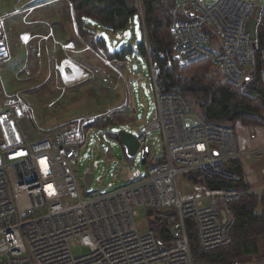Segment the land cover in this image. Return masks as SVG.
<instances>
[{
    "label": "built area",
    "instance_id": "obj_1",
    "mask_svg": "<svg viewBox=\"0 0 264 264\" xmlns=\"http://www.w3.org/2000/svg\"><path fill=\"white\" fill-rule=\"evenodd\" d=\"M205 1L175 0L185 19L170 26L169 55L152 58L148 53L153 112L136 135L137 153L147 147L150 132L159 131L164 154L144 175L134 159L137 153L128 159L122 187L87 200L80 196L74 165L84 130L96 116L81 115L63 129L44 130L20 93H0V264H193L188 221L201 249L231 244L230 204L249 191L211 188L208 181L236 182L227 164L255 151L238 148L234 128L204 121L187 98L163 91L162 75L175 64L210 61L224 82L240 87L254 64L255 40L247 28L256 10V29L264 25V5L260 0H217L208 6ZM5 18L0 17V65L11 59ZM113 36L120 41L128 32ZM212 37L219 42L216 50ZM259 74L264 88V58ZM142 79L136 78L138 88ZM132 117L136 120V113ZM181 176L186 185L192 183L191 191L180 187ZM141 208L175 211L169 245L161 246L153 230L138 232L134 219ZM74 246L88 252L75 255Z\"/></svg>",
    "mask_w": 264,
    "mask_h": 264
},
{
    "label": "rangeland",
    "instance_id": "obj_2",
    "mask_svg": "<svg viewBox=\"0 0 264 264\" xmlns=\"http://www.w3.org/2000/svg\"><path fill=\"white\" fill-rule=\"evenodd\" d=\"M56 1L0 0V17H6L11 50V59L0 65V93L5 96L20 93L31 105L37 123L44 130L63 129L66 121L81 115L96 116V121L111 120L108 127L103 123L106 128L84 130V144L74 165V171L80 196L87 200L126 184L122 171L124 172V164L128 158L118 142L117 135L124 130L136 136L138 130L143 129L149 122L153 112V98L147 92V83L150 81L147 64L150 44L145 25L140 23L138 17H135L126 28L128 37L120 41L114 39L113 33L98 29L109 51L119 50L123 46L135 48L142 38L146 48L145 58L136 54L122 62H115L105 52L92 49L78 33V37H75L74 33L72 40L78 47L74 45L75 47L70 48L71 43L65 44L64 41L70 36L69 32H65L63 39L57 32L54 23L56 19L51 14L45 18L53 27L55 36L52 37L50 30L47 29V49L43 51L41 39H29L26 35L33 29H41V12L45 10L43 4L52 3L50 6L55 4L58 8ZM216 1L206 0L205 4L211 6ZM260 3L264 5V0H260ZM177 8L182 13V9L179 6ZM17 10L19 12L15 13ZM218 43L216 37L211 38L210 45L213 50H216ZM61 55L63 58H60ZM78 57L79 62L75 61ZM90 57L92 59L89 61ZM249 69L252 72L255 63ZM190 70L200 73L203 70L215 81H222L220 69L214 64H200L192 66ZM138 75L143 78L140 88L136 86ZM140 103H144L145 107H140ZM133 113H136V120L132 117ZM257 133L263 137L264 126L258 129ZM236 134L237 138L240 136V139L250 142L249 132L239 130ZM147 147L152 160L163 157L164 145L159 131L150 132ZM249 147L253 149L252 147H257V144L253 142ZM256 150L250 155L247 164L251 170L250 177L261 182L264 179V150L261 148ZM134 159L137 168L144 175L146 166L143 164L141 151ZM87 170L93 176L89 189L85 181ZM182 177L184 176L179 179L180 187L191 191L192 183L186 185ZM254 185H257V182ZM134 221L138 232L143 234L150 230L167 229L168 226L172 229L174 216L167 217L156 210L141 208ZM72 252L80 255L87 253L88 249L74 246Z\"/></svg>",
    "mask_w": 264,
    "mask_h": 264
},
{
    "label": "trees",
    "instance_id": "obj_3",
    "mask_svg": "<svg viewBox=\"0 0 264 264\" xmlns=\"http://www.w3.org/2000/svg\"><path fill=\"white\" fill-rule=\"evenodd\" d=\"M63 13L71 21L78 35L86 43L99 52H105L115 62H122L136 54L145 58L146 48L141 38L138 45L123 46L119 50L109 51L100 35L101 29L109 33H118L129 26L139 16L137 0H61ZM143 10V22L147 30L150 54L158 58L159 53L169 55L172 36L170 26L175 21L184 20L175 0H140ZM141 23V22H140ZM169 26V28H168ZM98 27V28H97ZM128 37V36H127ZM264 25L256 29L255 69L249 73L247 80L240 87H233L223 80L215 81L203 70L191 71L192 66L212 64L206 61L200 64L178 65L172 70L163 72V91L177 93L187 98L195 114L204 121L234 128L241 125L264 126V88L259 68L263 63ZM60 58H63L62 55ZM78 59V60H77ZM75 61L79 62V57ZM89 61L92 57L88 58ZM81 61V60H80ZM163 63V62H162ZM181 71V73H179ZM111 120H97L86 127L87 130L106 128ZM106 123V126H103ZM146 168L158 163L161 159L152 160L150 153L144 156ZM227 170L238 178L236 182L208 181L211 188H235L249 191L237 201L230 204L234 222L230 228L232 242L230 245L212 251L201 249L193 236L194 229L189 223L191 256L193 264H254L264 261V187L250 191L252 186L246 181V174L241 160L227 164ZM161 244L165 247L174 240L171 229L153 230Z\"/></svg>",
    "mask_w": 264,
    "mask_h": 264
},
{
    "label": "crops",
    "instance_id": "obj_4",
    "mask_svg": "<svg viewBox=\"0 0 264 264\" xmlns=\"http://www.w3.org/2000/svg\"><path fill=\"white\" fill-rule=\"evenodd\" d=\"M55 3H57L58 8L55 6V4L53 6L52 3H44L43 7L45 10H43L41 12V29L40 30H36L33 29L31 30V32H29L26 37L29 39H41V47L43 51H46L47 49V37L48 35H46L47 29L50 30V34L51 36H55L54 34V29L51 26V24L46 22V18L47 15L51 16V14H53V16L55 17V27L57 28V32H59V34H61V37L64 39L65 38V32L68 31L69 32V37L64 39L65 44H70V46L75 47L77 46L76 44H74L73 40V35L74 33L76 34L75 37L77 35V31L75 29V25L73 24V19L74 16L73 14H71V21H68L67 18L65 17L64 13H63V2L61 0H57ZM49 18V17H48ZM54 20V19H53ZM37 24V23H36ZM39 29V28H37ZM39 31V32H37ZM8 33V32H7ZM9 35V33H8ZM41 35V37H40ZM50 36V35H49ZM74 37V38H75ZM75 45V46H74ZM78 47V46H77ZM71 48V47H70ZM78 67V66H77ZM261 126H251V125H241L240 123H237L234 127L235 131H239V130H244L245 132H249L250 134V142H246L244 139H240V136L237 138V134H236V142H237V146L241 151L244 152H249V151H254L256 149H263L264 148V136L260 137L257 133L258 129H261ZM252 136H254V138H252ZM260 138V139H259ZM259 139V140H258ZM258 140V141H257ZM255 142L257 144V147H252L253 149H250V144L252 145V143ZM250 155L247 157L242 158L241 162L243 164V169L244 172L246 174V181L252 186V189L250 191H257L260 190V188L262 189L264 187V179L260 181L258 180H253V177H250V173L251 170L248 169L249 165L247 164L248 159H249ZM240 160V159H238ZM251 167V165H250ZM257 182V185H254ZM264 264V261H260L258 263H254V264Z\"/></svg>",
    "mask_w": 264,
    "mask_h": 264
},
{
    "label": "water",
    "instance_id": "obj_5",
    "mask_svg": "<svg viewBox=\"0 0 264 264\" xmlns=\"http://www.w3.org/2000/svg\"><path fill=\"white\" fill-rule=\"evenodd\" d=\"M254 17H255V19H252L248 25V32H249L251 40L256 39L255 29H256V24H257L256 20L259 18V10L255 11ZM117 136H118V142L123 147L127 158L132 159L139 149V144H138L136 136H134V135H132V134H130L124 130L120 131ZM147 152H148L147 147L144 148L143 150H141L142 159L144 158V156ZM85 181H86V187H87V189H89L91 187L92 182H93V176L90 173H86ZM158 213L163 214L167 217H171V216L175 215V211H173V210L164 211V212L158 211ZM221 214H222V216H225L224 211H222Z\"/></svg>",
    "mask_w": 264,
    "mask_h": 264
},
{
    "label": "bare ground",
    "instance_id": "obj_6",
    "mask_svg": "<svg viewBox=\"0 0 264 264\" xmlns=\"http://www.w3.org/2000/svg\"><path fill=\"white\" fill-rule=\"evenodd\" d=\"M141 2V1H140ZM253 19H255V17H254V15H253ZM257 21V20H256ZM247 31H248V28H247ZM255 31H256V29H255ZM249 33V32H248ZM256 40V39H255ZM263 58H264V54H263ZM253 60H254V56H253ZM263 64V63H262ZM262 64H261V66H262ZM182 66H184V65H182ZM261 66H260V68H261ZM260 68H259V73H260ZM261 78V77H260ZM148 148V147H147ZM235 161H237V160H235ZM226 182H230V181H226ZM235 189V188H234ZM242 191H244V190H242ZM231 210V209H230ZM233 220H234V218H233ZM234 222V221H233ZM190 223V221H188V224ZM229 235H230V233H229ZM231 237V236H230ZM241 264V263H240Z\"/></svg>",
    "mask_w": 264,
    "mask_h": 264
}]
</instances>
